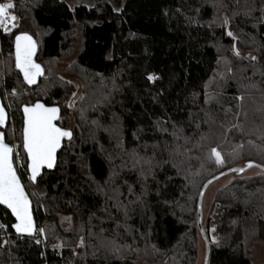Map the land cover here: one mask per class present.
<instances>
[{
  "label": "trees",
  "instance_id": "1",
  "mask_svg": "<svg viewBox=\"0 0 264 264\" xmlns=\"http://www.w3.org/2000/svg\"><path fill=\"white\" fill-rule=\"evenodd\" d=\"M13 1L20 26L0 32V94L10 113L4 132L8 143L13 133L20 143L19 173L44 243L18 236L0 207V264H196L199 239L207 250L198 227L204 184L249 162L264 167V0L75 8L63 0ZM22 33L38 44L44 68L34 85L15 66ZM72 56L66 74L79 80V93L57 70ZM36 102L58 107L56 124L72 135L56 165L33 182L23 107ZM214 147L221 165L210 156ZM60 216L72 220V232ZM202 225L208 264H255L264 242V171L220 189Z\"/></svg>",
  "mask_w": 264,
  "mask_h": 264
},
{
  "label": "snow or ice",
  "instance_id": "2",
  "mask_svg": "<svg viewBox=\"0 0 264 264\" xmlns=\"http://www.w3.org/2000/svg\"><path fill=\"white\" fill-rule=\"evenodd\" d=\"M13 8L14 4L11 2L0 5V28H3L5 33L9 31V27L14 26L17 20V17L9 12ZM223 23L227 24L228 20L225 19ZM227 35L235 38L231 31ZM35 51L36 44L30 35L22 33L15 36V66L23 74L24 80L30 85L35 83L36 78L43 74L41 65L33 60ZM237 55H239L238 50ZM251 59L256 60V57L252 56ZM147 79L152 81L154 77L149 75ZM13 94H15V91H13ZM75 95L76 93H73V97ZM236 99L242 101L244 97L241 95ZM69 106L71 107V105ZM229 112H231V109L225 110L226 117ZM23 113V149L29 161L27 165L30 172L29 179L35 182L42 168L46 166L51 169L54 166L56 153L61 147L62 140L64 138L70 139L72 133L57 126L55 123L59 118L58 107H46L43 103L36 102L35 104L24 106ZM233 115L234 117H239L240 112L237 111ZM5 121L6 113L4 107L0 105V126H3ZM205 122L207 123L208 121ZM221 127H223V124H221ZM231 128H235L241 133L243 132V128L238 124H232ZM228 130L230 129H226V131ZM3 137L4 134L0 133V205H5L11 210L16 221L12 227L18 234L32 235L35 227L30 212V201L13 166L14 148L5 143ZM210 156L215 157L217 165L224 163L217 148H211ZM249 166H252L251 162H249ZM208 183L211 184L212 181L210 180ZM0 227H3V225H0ZM39 232L43 234L44 229H39ZM36 243H40V241L37 240ZM80 243L83 244L82 238Z\"/></svg>",
  "mask_w": 264,
  "mask_h": 264
},
{
  "label": "rangeland",
  "instance_id": "3",
  "mask_svg": "<svg viewBox=\"0 0 264 264\" xmlns=\"http://www.w3.org/2000/svg\"><path fill=\"white\" fill-rule=\"evenodd\" d=\"M1 1H10L14 4L13 0H1ZM63 1L67 2V4L71 8H75L76 6H80V5L87 6V7H93L99 1H105V2H108V3L113 4L115 6V4H114L115 0H63ZM122 1H125V0H122ZM116 9L119 10V8H117V7H116ZM12 12L15 13L16 15H18L15 12L14 8L12 9ZM0 32L3 33L1 28H0ZM73 60H74V56H72L66 60L58 61L57 70L59 71L61 76L65 77L66 79H68L69 81L73 82L76 85V90L79 93V92H81V89H82V85L79 82V80L72 78V77H67V74H66L67 69L70 66H72ZM12 146L14 147L16 166H17L18 170H20V168L23 165L24 157L21 153L20 143H19L15 133H13V145ZM259 173H261V170L257 167H254V168H252L246 172H243V173L234 172V173L222 176L219 179L213 181L208 186V188L206 189V192H205L204 197H203L202 215L204 216V219L207 217L209 210H210V206L213 202V199L220 189L224 188L225 186L230 184L233 180H235L239 177L252 176V175L259 174ZM39 191L43 193L44 189L42 187H39ZM59 221H60V224L65 231H67L69 233L73 231V229H74L73 228V222L70 218H68L66 216H60ZM41 235L43 236V234H41ZM42 239L44 240V237ZM53 247H54V249H60L61 248V242L59 240H57ZM205 256H206V248H205L204 242L202 239H199V256H198V260H197L196 264H204ZM255 264H264V242H259L257 245L256 263Z\"/></svg>",
  "mask_w": 264,
  "mask_h": 264
},
{
  "label": "water",
  "instance_id": "4",
  "mask_svg": "<svg viewBox=\"0 0 264 264\" xmlns=\"http://www.w3.org/2000/svg\"><path fill=\"white\" fill-rule=\"evenodd\" d=\"M31 37H32V36H31ZM32 39H33V37H32ZM33 40H34V39H33ZM34 41H35V40H34ZM35 44H36V51H35V54H34V56H33V60H34L35 63H37V62H36V59H35V56H36V53H37V50H38V44H37L36 42H35ZM41 67H42V65H41ZM42 69H43V74L40 75V76H38V77L36 78L35 83H33V84H31V85L36 84V83H37V82L43 77V75H44V68L42 67ZM22 75H23V74H22ZM29 85H30V84H29ZM0 105H2V106L4 107V110H5V113H6V121H5V124H4L3 126H0V133H3V134H4V137H3V138H4V142L7 143L9 146L13 147L10 143L7 142L6 135H5V132H4L5 129H7L8 125H9V122H10V113H9V111H8L6 105H5V101H4V99H3V97H2L1 94H0ZM56 121H57V120H56ZM56 121H55V123H56ZM57 126H58V125H57ZM66 139H67V138H64V139L62 140L61 147L57 150L56 158H55V161H54V166H55L56 163H57L58 155H59V153H60V151H61V149H62V147H63V143H64V141H65ZM13 148H14V147H13ZM28 163H29V161H28ZM251 164H252V166H249V164H248V165L245 166V167H234V168L228 169V170L222 172L223 175H221V173H220V174L216 175L215 177L211 178L210 180L213 182V181H215V180L219 179L220 177L225 176V175H227V174H231V173H234V172H240V173H243V172H246V171H248V170H250V169H252V168H254V167L260 168L261 170L264 171V167H263V166H259V165H257L256 163H251ZM13 166H14V168L16 169V174H17V176H18L19 179H20V183L22 184V186H23V188H24V191H25L26 195H27L28 198H29V201H30V212H31L32 217H33V222H34L35 231H34V233H33L32 235H28V234H18V233L15 231V229H14V228H13V229H14L15 233H16L18 236H21V237H31V236H33V235H35V234L37 233L38 225H37V220H36V218H35V214H34V204H33L32 198H31V196H30V194H29V192H28V190H27V188H26V185H25V183H24V181H23V179H22V177H21V175H20V173H19V170H18V168H17V166H16V162H15V152H13ZM54 166H53V167H54ZM53 167H52V168H53ZM52 168H51V169H52ZM45 169H49V168H47L46 166H45L44 168H42L41 171H40V173L37 175L36 179L39 178V177L42 175V173H43V171H44ZM241 169H243V171H241ZM29 175H30V172H29ZM210 180H208V181H210ZM208 181H207V182L204 184V186L202 187V189H201V191H200V194H199V198H198V227H199V230H200V232H201V235H202V237L204 238V240H205V242H206V246H207V250H206V256H205L204 264H208V262H209V257H210V251H211V248H210V242H209V240H208V238H207V235H206V233H205L204 227H203V225H202V202H203V197H204V194H205V192H206V189H207L208 186L210 185V184L208 183ZM0 207L5 208V209H6L7 211H9V213L12 215L11 210L8 209L5 205H0ZM12 217H13V219H14V221H15V217H14L13 215H12ZM15 223H16V221H15Z\"/></svg>",
  "mask_w": 264,
  "mask_h": 264
},
{
  "label": "built area",
  "instance_id": "5",
  "mask_svg": "<svg viewBox=\"0 0 264 264\" xmlns=\"http://www.w3.org/2000/svg\"><path fill=\"white\" fill-rule=\"evenodd\" d=\"M9 2H10V1H1V0H0V5H2V4H6V3H9ZM11 3H12V2H11ZM9 12H10V14L15 15V16L17 17V20L15 21L14 26L9 27V31H8L7 33H5L4 30H3V28H1L4 34H9V33L14 32L16 29L19 28V26H20V22H21L20 17H19L18 15H16L15 13H13V12H12V9H10ZM31 238H32L34 241L39 240V241H40L39 244H42V245H43V243H44V242H43L44 240L42 239L43 237H42L41 234L36 233L35 235L31 236Z\"/></svg>",
  "mask_w": 264,
  "mask_h": 264
}]
</instances>
